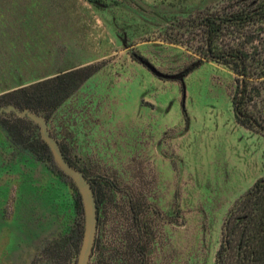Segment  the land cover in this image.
Wrapping results in <instances>:
<instances>
[{"label": "rangeland", "instance_id": "obj_1", "mask_svg": "<svg viewBox=\"0 0 264 264\" xmlns=\"http://www.w3.org/2000/svg\"><path fill=\"white\" fill-rule=\"evenodd\" d=\"M241 1L0 0V264H77L82 245L75 183L2 99L31 86L32 112L96 193L90 264H215L264 179V134L237 122V76L199 23Z\"/></svg>", "mask_w": 264, "mask_h": 264}, {"label": "trees", "instance_id": "obj_2", "mask_svg": "<svg viewBox=\"0 0 264 264\" xmlns=\"http://www.w3.org/2000/svg\"><path fill=\"white\" fill-rule=\"evenodd\" d=\"M241 5V9L224 15L202 16L199 23L206 37L208 55L233 66L237 76L232 94L237 122L264 134V0H242ZM226 35L230 38L226 49L217 51L216 44ZM33 89V86L18 88L2 99L19 110L37 111ZM27 92L22 98L17 97ZM40 148L42 153L52 155L44 142ZM83 235L84 228H79L75 241L82 242ZM224 236L215 264H264V179L236 203Z\"/></svg>", "mask_w": 264, "mask_h": 264}, {"label": "water", "instance_id": "obj_3", "mask_svg": "<svg viewBox=\"0 0 264 264\" xmlns=\"http://www.w3.org/2000/svg\"><path fill=\"white\" fill-rule=\"evenodd\" d=\"M11 107L21 116H29L39 124L42 141L49 147L59 168L75 183L82 199L85 214L84 235L77 264H90L97 238L99 212L95 191L89 178L83 171L69 162L58 140L52 136L47 121L43 117L37 116L29 109L21 112L16 107Z\"/></svg>", "mask_w": 264, "mask_h": 264}, {"label": "flooded vegetation", "instance_id": "obj_4", "mask_svg": "<svg viewBox=\"0 0 264 264\" xmlns=\"http://www.w3.org/2000/svg\"><path fill=\"white\" fill-rule=\"evenodd\" d=\"M92 184V183H91ZM93 186V185H92ZM98 212H99V210H98Z\"/></svg>", "mask_w": 264, "mask_h": 264}]
</instances>
